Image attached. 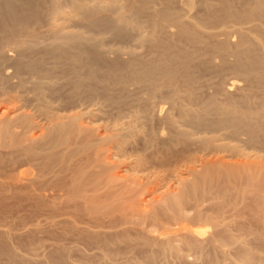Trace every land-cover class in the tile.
Segmentation results:
<instances>
[{
	"label": "rangeland",
	"instance_id": "rangeland-1",
	"mask_svg": "<svg viewBox=\"0 0 264 264\" xmlns=\"http://www.w3.org/2000/svg\"><path fill=\"white\" fill-rule=\"evenodd\" d=\"M23 1L36 6L39 19L37 23H30L28 25L30 27H27L18 38L5 39V34H0V96L16 95L22 110L31 114L33 121L39 126H44L46 122L45 108L41 101L49 103L48 107L52 103L49 107L51 113L54 110L56 113H61L94 108L92 110L102 115L101 117L99 115L98 123L103 120L102 123L111 125L125 121L124 124L128 123L135 127L137 125L138 130H142H139L140 133L139 136H135L136 139L133 138L127 151L131 149L141 151L143 139L146 137L144 142L148 141L149 147L141 153L146 156L153 154L154 158L157 157L155 160L162 155L160 159L163 162L158 160L156 163L171 169L175 166L179 167L180 162H186L194 156L214 155L216 151L210 145L207 149L209 143L204 140L210 137H216L221 142L229 141L237 144V147L242 148L243 151L245 149L252 154L264 155V63L261 62L264 56V8L262 7L261 13L256 11L257 16L249 15L248 12V9L260 0H226L229 3H227L228 14L231 12L233 16L235 15L234 18L223 14L225 10H223L222 0H193V7L184 6V0H119L116 6L109 4L111 8L108 5L106 9L103 8L105 13L102 9L95 7L87 15L78 14L72 8L74 0H16L15 3L20 4ZM198 1L211 3V6L209 5L206 10L198 4ZM55 5L61 10L58 15L53 14ZM89 6L99 5L91 1ZM181 6H183V12L179 13L180 20L188 24L192 31L196 28L194 40L187 39L185 36L181 38L175 24L161 14L167 7L176 11ZM123 12L127 13L124 15ZM211 12L212 16L214 15L213 18ZM117 14L120 16L123 14L125 22L120 21V23ZM132 14L135 16L132 17ZM217 15L220 18L225 16L226 19L217 20ZM98 17L111 21L115 28L91 26L92 22L99 20ZM127 19L129 23L135 24L126 27L129 24L126 23ZM193 22L196 24L193 25ZM162 26L163 29H161ZM60 28L62 31H58ZM155 28L161 33H158ZM60 32L79 35L78 41L82 42L84 51L72 46L75 43L61 41ZM150 34L156 35L155 39L153 36L149 38ZM29 35H37V37ZM159 39H162L161 42ZM16 40L18 43H15ZM23 41L24 43L21 44ZM163 42L167 43L166 47L162 45ZM249 43L253 47H248ZM212 45L214 48L211 47ZM245 46L249 49H245ZM240 50H243L242 52L249 50L257 70L254 68L253 71H249L248 68L241 66L246 65L247 60H239ZM182 52H187L189 58L181 55ZM237 54L239 55L236 59ZM20 62L22 65L29 63L28 65H37L40 69L42 68L39 74L46 80L39 79L35 72L24 71L19 72V75L15 73L14 65ZM259 66L263 69L257 68ZM45 73L47 75H44ZM32 79L48 81V84L47 82L40 84L41 87L39 86L36 92L34 85L29 82ZM55 111L54 114H56ZM197 118L206 120L209 125L199 122ZM248 132H253L254 140L249 137ZM142 134L145 136L143 137ZM147 137L148 139L151 137L150 140ZM11 158L12 162L9 159H2L3 165L0 164V264H69V262L71 264L78 262V264H107L108 260L104 259L107 263L103 260L105 257H102L99 250L88 247L86 244V247L81 245L84 243L76 235H69L71 237L66 235L69 237L67 238L64 225L52 222V215L57 211L53 209L51 196L56 192L52 191V182L48 178L35 181L39 173L45 174L43 173L45 169L40 168V162L29 163L25 162L26 160L20 162L16 157ZM174 164L176 165L173 166ZM38 169L40 170L37 171ZM20 171L23 172L22 182L17 180ZM34 175L35 178H33ZM49 181L51 186L47 185ZM215 187L214 184L211 202L217 201L222 195ZM56 201L58 203V200ZM224 203L227 206L222 223L227 224L228 233L252 254L264 256V234H261L262 231L264 232V205L258 208L249 194L240 197L231 194L224 198ZM58 205L56 204L57 209L61 204ZM58 216V219L63 218ZM255 216L262 221L260 226L252 221ZM168 224L157 232H149L145 229L143 235L147 234L154 240L158 233L164 232V236L179 239V235L183 234L185 229L179 226L178 221ZM129 225L132 233H135L137 228L136 232L141 228L138 225ZM188 226L206 234L212 232L210 225L203 221L193 223L188 221ZM217 239L222 242L219 243L220 248L213 250L210 246L206 247L205 251H207H204L206 258H203L204 254L202 260L184 248L179 254L169 250L164 251L163 254H157L155 253L157 246L139 243L137 247V240H131L132 242H128L124 248L126 251L124 253L119 251L121 254L116 256L117 260L114 258L116 261L110 260L108 264H119L124 260H127L128 264L246 263L240 258L241 254L237 245L235 247L230 245L224 235L218 236ZM69 242L73 246H70ZM179 242L175 243L178 245L181 243L180 247H182L183 243ZM62 243L67 244V250L61 249ZM91 248L99 252L98 255H95L97 253ZM68 253L71 257H68ZM149 254L155 256L152 261H148L147 257L151 256ZM257 256L254 264H263Z\"/></svg>",
	"mask_w": 264,
	"mask_h": 264
},
{
	"label": "bare ground",
	"instance_id": "bare-ground-1",
	"mask_svg": "<svg viewBox=\"0 0 264 264\" xmlns=\"http://www.w3.org/2000/svg\"><path fill=\"white\" fill-rule=\"evenodd\" d=\"M15 1L0 0V34L4 33L5 39L18 38L20 34L27 29V27H30L28 26L30 23H37L39 19L36 6L28 1H23L20 4L18 2L15 3ZM91 1H95L99 6L90 7L89 4L91 3ZM118 1L119 0H74L72 1V8L78 14L87 15V13L95 7L97 9L103 10V8H105L107 5L109 6V4H111L112 6L113 4L117 5ZM184 2V6H192L193 0H184ZM221 2L222 5L224 4L223 10H225V13L223 12V14L227 16L229 9L227 7L228 1L222 0ZM124 3L125 2H123V4ZM198 4L203 8H206V10H208L207 8L209 7V5L211 6V3L208 4L204 1H198ZM219 6H221V4ZM56 7L57 6L55 5V10L53 11L54 15H58L61 13V10ZM262 7L264 8V0H260V2H258L256 5H253L251 8H249V15L253 14L255 16L257 10L258 13H261ZM109 8H111V6H109ZM182 9L183 6L177 8L176 11L167 7L163 10L161 9V14L164 18L171 20L175 24L173 25L178 28V33L180 34V36H182L181 38L185 36L187 37V39L189 38L191 40H194L196 39V34L194 33L196 31V28L195 31H192L188 24L183 23V20H180L179 13L182 14ZM209 9L211 10L212 8ZM217 11L219 12V10ZM233 12L236 11L233 10ZM103 13H105V11ZM126 13L123 12L124 15ZM123 14H121V16L117 14L119 22L121 21L122 23L125 22V17L123 16ZM210 14L213 18V13L211 12ZM133 15L134 14H132V17ZM228 15L229 17L233 16L231 12ZM241 16L243 17L244 15ZM217 18V20H219L220 17L218 16ZM222 18H225V16ZM208 20H211V18ZM120 23L118 24L121 25ZM126 23H129L128 19ZM190 23L192 22L190 21ZM129 24H127L126 27L132 26V24L135 23H132L131 25ZM195 24L193 22V25ZM91 26L97 28L101 26L105 28H112L113 25L111 21L99 18V20L92 22ZM156 27L158 28L157 25ZM161 29H163V26L161 27ZM58 31H62V29L60 28ZM156 31L155 33L159 37L158 33H161V31H157L158 33ZM32 32H34V30ZM140 32L141 30L139 31V33ZM36 33L37 32H35V34ZM151 34L149 35V38ZM37 35L39 34L37 33ZM37 35L29 36L37 37ZM156 35H152L154 39ZM78 38L80 39L79 35L74 33L67 34L64 32H60L59 36V39L61 41L72 44L75 43L72 46L79 48L80 51L83 52V44L82 42L78 41ZM160 40L162 39H159V41ZM87 41L88 40H86V42ZM16 42L17 40L15 41V43ZM22 43H24V41L21 42V44ZM250 43L248 44L249 46L247 45L248 47L251 46ZM166 44L167 43L165 42L162 43V45L165 47ZM211 47H213V45ZM248 47H246L245 49H247ZM239 49H241V47ZM242 51L240 50L241 54H237L236 59L239 55V60H247V63L246 65H240L242 67L244 66L245 68H248L249 71H253L254 68L255 70H257L256 65H254L250 57L251 53L249 52V50H244V52ZM181 55H183L185 58H189V54L187 52H182ZM75 56L78 57V55ZM21 62L20 64L14 65L15 73L17 72L19 75V72L24 71L33 73L35 72L34 74H38L37 76H39V79H45L44 77H40L41 74H39L42 68L40 69L39 67H37V65H28L29 63H26L27 65H22ZM261 62L262 64L264 63V56ZM257 68H260V66ZM44 75L47 74L45 73ZM39 79L29 80V82L34 85L35 91L39 88L40 84L42 85L46 82L48 84V81L43 82ZM20 83L22 85V82ZM49 83H51V81ZM45 102L43 103L41 101L42 106L45 108L44 115L46 122L44 126H39L33 121V117L31 114H28V112L26 113V111L22 110V106H20V104L18 103V98L16 95H8L5 97L0 96V164L3 163L2 159L10 160L11 157H16V159H18L20 162L21 160H26L25 162L28 161L29 163L35 161L40 162V168H43L46 171H40L45 174H40L39 172H37L40 176L37 175L39 179L37 178L35 179V181L37 182V180H40V178L44 179L45 177L51 180L52 186L50 185V181L47 185H50L52 187V191L56 192L55 195H50L53 201L52 206L54 207L51 208H53L54 211H57L55 212L56 214L52 215L53 217L51 216L52 222H54V224H61V226L64 225L63 228H66L65 236H69L71 234L76 235L80 239V241L84 243L81 245L85 246L86 244L88 247H93L97 251L99 250L102 257H105L103 258V260L107 259L108 263H110L109 261L114 260V258H116L118 254H121V251L123 253L126 251V249L124 248L131 240H137V247H139V243L147 246H157L155 252L157 254H163L166 250L173 251L176 254H179L184 248V250L186 249L188 252H192L196 256V258L198 257V259L202 260L203 258H206V254L204 253L205 248L209 246L213 250H215L216 248H220L219 243L222 242H220L217 237L224 235L226 237V241L230 245L234 247L236 245L238 246V251L241 254L240 258L242 260H245V264H254V260H256L257 255L252 254L245 246L241 245V243H238L235 237L228 233V230L226 228L227 224L222 223L226 216L225 207L227 206H225L224 198L231 194L235 195L236 197L249 194L253 197V200L258 208H261L264 205V155H259V153L252 154L245 149L244 151L242 148V150L239 149L237 147V144L230 143L229 141L221 142L216 137H210L209 139L204 140L209 143L207 149L210 148L209 145L214 148V150L216 151L215 153H213L214 155L194 157L191 156L192 158H189L188 161L185 160L186 162L183 161L184 163L180 162L179 167L175 166L176 164H174L173 166L175 167L172 169L164 168L162 165L156 163L158 162V160H160V162H163V160L160 159L162 155L158 156L160 157L158 160H155V158L157 157L155 156L154 158L153 154H151L150 156H146L145 154L141 153V151H146V149L149 147L147 146L148 141L144 142V139L146 138L144 137V134H142L144 137L142 150L139 151L131 149L132 151H127V148L129 145H131L133 138L135 136H139V130H142H138L137 125L135 127L128 123L124 124L125 121H123V123L113 121L115 123L108 125L107 123H102V119L101 123H98L97 121L102 115H100L101 113L97 114L98 111L92 110L94 108L61 113H56V111L54 110L56 113L54 114V111L53 113H51V111L49 110V107L52 103L48 107L49 103L47 104ZM230 110L231 109H229V111ZM235 114L236 113H234V115ZM198 121L208 124L206 123V120L203 119H198ZM135 122H133V125H135ZM247 122L249 123L248 120ZM248 133L247 134L250 135L249 137L254 140L255 138L253 137V132ZM150 138L148 139L147 137L148 140H150ZM11 162H9V164ZM37 167H39V165ZM39 170L40 169H38L37 171ZM22 175L23 172L20 171L17 177L18 181L23 180ZM33 178H35V175ZM214 184L216 185L218 192L222 195L218 197L217 201L211 202V193L214 189ZM48 186H46V188ZM56 200H58V203ZM56 204H61V208L59 207L60 210L57 209L59 205L56 206ZM58 211L61 213H59ZM58 215L63 216V218L58 219ZM172 221H178L179 226H182L185 229L184 233L179 235V239L173 238L168 235L164 236V232L158 233L157 237L154 238V240L153 237L147 234L143 235V233H145V229H147L149 232H157L158 229L165 227L166 224L171 223ZM188 221H190L191 223H193L194 221H203L204 223L210 225V227L212 228V232L210 234H206L203 231H196L188 226ZM252 221L256 224H259V226L260 224H262V221H260L257 216L253 217ZM129 224H132L131 226L138 225L141 226V228H139L137 232L136 230L138 228L136 230L134 229L135 233H132L131 228H129ZM261 234H264V232L262 231ZM178 240L183 243L182 247H180L181 243ZM175 242H179L180 245L176 244ZM77 243L79 244V242ZM69 244H71L70 246H73L71 242H69ZM131 245L128 246L130 247ZM66 246L67 244L62 243L61 249L63 250L64 248V250H67ZM69 249L71 250V248H68V250ZM97 251L95 252L97 253ZM71 252L69 253L71 254ZM73 252L76 253V251ZM98 253L95 255H98ZM70 254L68 255V257L70 256ZM204 254L205 257L202 258ZM68 257L67 260L69 259ZM97 257L98 256H96V258ZM154 257L152 255L147 257L148 261H152ZM257 258L264 264V256H257ZM69 264L71 263L69 262ZM119 264L128 263L127 260H124Z\"/></svg>",
	"mask_w": 264,
	"mask_h": 264
}]
</instances>
